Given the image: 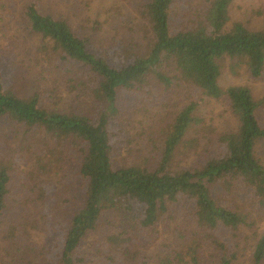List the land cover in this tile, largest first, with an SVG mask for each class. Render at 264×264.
<instances>
[{
	"label": "rangeland",
	"instance_id": "1",
	"mask_svg": "<svg viewBox=\"0 0 264 264\" xmlns=\"http://www.w3.org/2000/svg\"><path fill=\"white\" fill-rule=\"evenodd\" d=\"M32 1H37L44 14L66 20L78 36L89 39L93 52L108 58L114 50L117 55L126 52L130 57L147 51L140 15L146 0H0V74L4 87L22 98L37 94L46 110L91 116L97 102L87 67L63 58L50 39L27 27L23 11ZM184 1L175 6L173 27L179 28L190 16L186 13L189 6L204 9L208 5L207 0H186L188 6ZM228 16L227 30L234 22L264 30V0H233ZM218 63L220 87H248L259 105L257 117L264 124V73L254 79L244 62L234 58ZM160 70L171 78L170 85L153 78L132 91L118 92L113 123L122 131L112 156L116 166L156 167L174 116L192 101L196 103L192 113L195 122L175 152L173 169L202 164L215 153L219 134L238 127L225 96L205 95L171 60L164 61ZM84 146L80 138L55 136L41 125L0 120V166L9 174L0 217V264H53L61 249L62 232L84 202L87 182L78 171ZM254 153L264 164V140L257 142ZM213 194L227 208L245 215L247 224L238 226L237 233L243 232L246 238L252 229L264 233V211L249 189L238 187L227 192L218 184ZM189 203L184 197L168 201V212L150 227H130L120 205L104 208L96 229L84 237L77 255L92 259L96 257L88 252L100 250L98 257L104 264H218L224 251L213 240L228 238L221 234L214 238V229H202L192 217ZM4 238L8 239L4 242ZM238 240L242 243L246 239L240 235ZM9 244H13L15 255ZM13 256L16 262L11 263ZM107 257L110 260L106 261ZM232 264H251L249 255L238 257Z\"/></svg>",
	"mask_w": 264,
	"mask_h": 264
},
{
	"label": "trees",
	"instance_id": "2",
	"mask_svg": "<svg viewBox=\"0 0 264 264\" xmlns=\"http://www.w3.org/2000/svg\"><path fill=\"white\" fill-rule=\"evenodd\" d=\"M232 1L207 0L204 9L189 6L186 13L190 16L176 28L171 25V19L180 0H146L140 15L147 51L144 55L130 57L126 52L117 55L114 50L108 58L93 52L89 39L78 36L66 20L44 14L37 1L24 8L30 30L50 39L60 48L63 58L87 67L86 75L97 102L91 116L49 111L40 106L37 94L22 98L5 88L0 74V120L7 118L41 125L55 136L77 137L85 143L80 150L78 170L87 182L84 202L62 232L61 249L53 264H104L101 256L98 257L100 250L88 252L96 257L92 259L77 255L84 237L96 229L102 209L120 205L130 227L136 224L150 227L168 212V201L181 197L190 202L191 215L202 229H214V238L220 234L228 238V241L213 240L215 246L224 251L218 264H232L246 253L251 264H264V233L257 234L252 229L247 238L243 232L237 233L238 226L247 224L245 215L227 208L213 194L218 184L227 192L244 187L252 192L255 203L264 211V164L254 153L257 142L264 140V124L257 117L259 105L248 87L234 85L224 89L218 84V61L223 58L243 61L254 79L262 76L264 30H251L239 22L232 23L227 30ZM184 3L189 5L186 0ZM166 60L173 61L181 75L205 95L225 96L238 127L219 134L215 153L202 164L173 169L175 152L186 130L195 122L192 113L196 103L192 101L184 104L174 116L156 167L116 166L112 156L122 131L115 129L113 123L118 112V92L132 91L153 78L170 85L171 78L160 70ZM8 180L9 174L0 166V217L5 209ZM250 227L253 228V224ZM240 235L246 239L243 244L238 240ZM7 239L4 238V242ZM229 239L232 245H228ZM8 247L15 255L13 244ZM192 256H195L194 250ZM14 262L15 256L11 259V263Z\"/></svg>",
	"mask_w": 264,
	"mask_h": 264
}]
</instances>
